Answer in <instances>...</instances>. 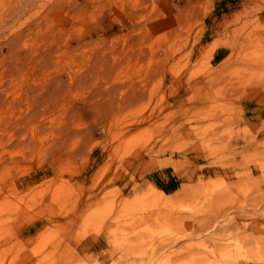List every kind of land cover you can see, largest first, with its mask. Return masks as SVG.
<instances>
[{"label":"rangeland","instance_id":"rangeland-1","mask_svg":"<svg viewBox=\"0 0 264 264\" xmlns=\"http://www.w3.org/2000/svg\"><path fill=\"white\" fill-rule=\"evenodd\" d=\"M193 4L199 9L188 21L193 30L189 41L185 26L179 43L172 40L175 35H164L155 44L176 50L168 65L180 77L201 80L195 85L193 109L199 121L192 134L164 143L166 116L176 108L170 103L125 136L113 130L104 142L108 156L95 168L83 162L85 155L84 160L83 156L67 160L52 187L43 184L35 191L38 200L50 195L52 207L46 212H53L54 220L40 223L31 241L23 235L17 237L21 241L6 239L0 264H264V0ZM217 6L223 12H216ZM213 18L222 26L215 35L217 27L211 34L209 25ZM138 69L154 73L149 94L157 95L144 100L152 107L169 81H161L158 60ZM216 69L221 74L212 72ZM146 105L127 109L129 117L123 110L125 116L117 112L113 127L138 119ZM254 109L263 118L251 119ZM143 143L152 146L153 153L141 166L156 170L159 162L174 163L180 170L205 166L208 171H197L183 181L164 172L143 184L144 172L137 175L121 168V160L141 150ZM163 150L168 153L156 162ZM7 233L1 228L0 240Z\"/></svg>","mask_w":264,"mask_h":264},{"label":"bare ground","instance_id":"bare-ground-1","mask_svg":"<svg viewBox=\"0 0 264 264\" xmlns=\"http://www.w3.org/2000/svg\"><path fill=\"white\" fill-rule=\"evenodd\" d=\"M193 1L0 0V227L8 232L0 247L22 235L31 241L40 223L54 220L55 214L46 212L52 207L50 195L38 200L36 189L43 184L52 187L67 160L78 156L84 160L85 155L83 162H91L95 168L108 156L104 142L113 130V134L125 136L174 103L176 108L167 114L162 129L164 143L179 142L192 134L199 121L193 109L195 85L201 80L196 83L192 77H180L173 65H168L176 50L155 44H160L164 35H175L172 40L179 43L185 26L190 39L193 30L188 21L199 9ZM215 11L223 12V8L217 6ZM217 20L209 23L211 34L217 27L213 35L222 27ZM153 60L159 61L158 74H162V82L168 79L169 87L165 93L160 89L151 107L149 100H144L157 95L149 94L154 73L144 74L138 68ZM216 70L209 74H221ZM184 94L192 95L186 98ZM141 102L151 108L150 113L144 108L138 119L113 127L116 114L123 110L127 116L125 111L134 110ZM261 112L254 109L251 119L263 118ZM152 151V146L143 143L141 150L121 160L120 167L137 175L144 172L140 174L144 175L143 184L164 172L183 181L197 171H208L205 166L180 170L174 163L163 166L159 162L156 170L141 166ZM165 153L168 151L156 155V162ZM175 160L171 161L178 163ZM41 169L45 173L39 175Z\"/></svg>","mask_w":264,"mask_h":264}]
</instances>
